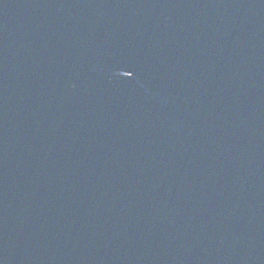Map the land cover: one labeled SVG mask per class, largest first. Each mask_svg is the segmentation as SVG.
<instances>
[{
    "label": "water",
    "instance_id": "water-1",
    "mask_svg": "<svg viewBox=\"0 0 264 264\" xmlns=\"http://www.w3.org/2000/svg\"><path fill=\"white\" fill-rule=\"evenodd\" d=\"M0 264H264V0H0Z\"/></svg>",
    "mask_w": 264,
    "mask_h": 264
}]
</instances>
